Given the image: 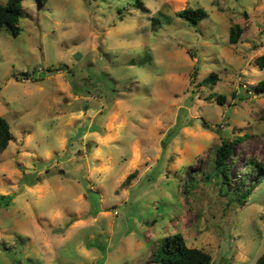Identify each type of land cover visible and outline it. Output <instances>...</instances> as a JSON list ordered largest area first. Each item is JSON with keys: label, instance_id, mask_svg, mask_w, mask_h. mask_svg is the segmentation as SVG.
Returning a JSON list of instances; mask_svg holds the SVG:
<instances>
[{"label": "rangeland", "instance_id": "374dc122", "mask_svg": "<svg viewBox=\"0 0 264 264\" xmlns=\"http://www.w3.org/2000/svg\"><path fill=\"white\" fill-rule=\"evenodd\" d=\"M137 1L24 0L0 29V264H154L176 234L211 264L264 254V177L239 204L211 176L237 137L233 187L264 169V0Z\"/></svg>", "mask_w": 264, "mask_h": 264}, {"label": "trees", "instance_id": "16d2710c", "mask_svg": "<svg viewBox=\"0 0 264 264\" xmlns=\"http://www.w3.org/2000/svg\"><path fill=\"white\" fill-rule=\"evenodd\" d=\"M24 0H7L4 6H0V29L6 27L10 30L13 36H18L20 32V19L24 17V9L22 2ZM41 4L45 0H38ZM140 1L136 2L138 6ZM177 18H180L187 22L189 25H197L206 18V12L201 8H184L175 14ZM162 24L159 18H153L152 27L157 30ZM242 27L238 24H234L229 29V43L235 45L238 43L241 34ZM258 65L262 68L264 64V57H259L257 60ZM217 77L215 74H211L205 78L201 84L204 86H212L216 83ZM261 90H264V84L259 85ZM12 140V133L7 121L0 117V153L4 152L10 141ZM242 140L235 138L233 140L222 139L219 146L216 147L212 159L211 176L219 178L221 187L227 186L232 189L235 195V201L239 204H243L252 194L264 177V169L260 167V164L253 160L246 163L243 169V176L240 177V182L233 187V182L230 174V167L235 161L233 156V146L236 142ZM230 159V163L227 160ZM259 170L258 176L249 184L247 182L251 178L252 172ZM132 175H129L125 182H128ZM247 185V186H246ZM246 186V187H245ZM245 187V188H244ZM228 195V193H225ZM151 263L154 264H211V256L205 252L204 249H197L188 247L185 244L184 238L180 234H176L173 239H167L165 243L152 255ZM256 264H264V254L257 260Z\"/></svg>", "mask_w": 264, "mask_h": 264}]
</instances>
